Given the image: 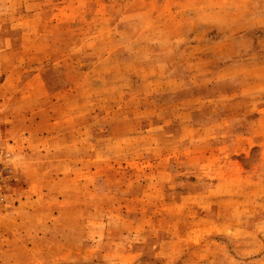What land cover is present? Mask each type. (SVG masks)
<instances>
[{
  "label": "rangeland",
  "instance_id": "1",
  "mask_svg": "<svg viewBox=\"0 0 264 264\" xmlns=\"http://www.w3.org/2000/svg\"><path fill=\"white\" fill-rule=\"evenodd\" d=\"M6 1L0 264H264V138L207 130L259 117L264 0Z\"/></svg>",
  "mask_w": 264,
  "mask_h": 264
},
{
  "label": "crops",
  "instance_id": "2",
  "mask_svg": "<svg viewBox=\"0 0 264 264\" xmlns=\"http://www.w3.org/2000/svg\"><path fill=\"white\" fill-rule=\"evenodd\" d=\"M19 1L22 2L23 4L25 2V4H26L25 0H13V1L7 0L6 2H9V5L10 4L12 5V3H14V2L16 3ZM28 1L32 2V4L34 6L42 4L41 0H28ZM76 3L79 4L80 12L81 13L85 12V11H83V9L85 8V7H83V5L87 6L88 0H64L62 2V5H63L62 9L65 12V14L67 12H69L68 14L72 13L74 8L77 9L78 7L74 6ZM36 12H38V11L34 10V13H36ZM62 16H64V15H62ZM25 17H31V16H22L20 18H25ZM242 18H251V19L255 20V17L248 14V13L242 15ZM253 46H254V44L252 45V47ZM252 47H251V49H252ZM251 49H249V50H251ZM229 50L233 51L234 49L229 48ZM242 50H247V49H242ZM255 52L264 53V49L260 48V50H257ZM251 68H252V71H254L253 74L246 72V74H251V75H248L249 76L248 78H251L250 80H248V82L253 83V84L256 82H258V83L263 82V80L261 78H264V63H258L257 62L255 65L251 66ZM137 77H138V75H137ZM245 93L246 92L241 91V92H237V93H233V94L229 95V97H228L230 100L229 110H232L235 105H238V104L243 105L244 104V106H241L242 107L241 111L247 110V109H253L252 112L259 114V117L257 119H254L252 117L253 113L249 114L248 117L243 116L245 114L239 115L240 117L228 115L225 118H221L224 122H219V121L215 122V125H218L217 127L212 126V127L207 129L208 131H212V132L223 130L224 133H231L230 134L231 139L230 138L228 139L229 146H227V148H230V150H233L234 148H240V149L251 148L250 146H252L254 144L251 133H253L255 135V137H258V138L263 137L264 138V115L261 114L264 111V93H262L261 95H258V97H256L257 102L254 103V108L249 107V104L244 102L245 98L248 97V94H245ZM129 96L131 97V93H129ZM135 96H133V99H136ZM199 99L201 100L202 98L200 97ZM247 121L248 122L251 121V122L246 123ZM202 126H207V125H199V124L193 123L191 126L185 127L184 131L187 133V135L189 133H200V132L205 130V128ZM239 133H242L240 136H244L245 138L244 139L240 138V140L236 141L238 139ZM217 136H218V134H216V137ZM234 139H236V140H234ZM238 164L239 163L237 162L236 165L238 166ZM242 169H243V167L241 164V167L240 166L237 167V172H242ZM243 176H245V175H243V173H242V175H230V177L228 176V178L236 179V180L242 179V178H247V176H245V177H243ZM262 213H264V209L262 210ZM236 226H237V224H235L232 227H236ZM239 227H240V229L239 228L238 229L235 228V229L240 233V235H242V237H240L238 239L236 238L235 243H236V245H240L242 247V248H239L240 250L246 251L244 245H248L249 241L247 239V236L245 235V228L242 227V225H239ZM232 231L235 232V230H232ZM243 234H244V236H243ZM259 242H261V241H259Z\"/></svg>",
  "mask_w": 264,
  "mask_h": 264
}]
</instances>
